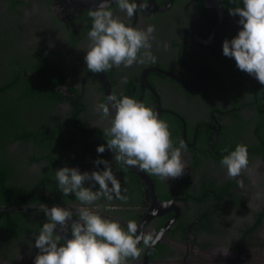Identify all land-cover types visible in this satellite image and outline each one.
Segmentation results:
<instances>
[{
	"label": "flooded vegetation",
	"instance_id": "flooded-vegetation-1",
	"mask_svg": "<svg viewBox=\"0 0 264 264\" xmlns=\"http://www.w3.org/2000/svg\"><path fill=\"white\" fill-rule=\"evenodd\" d=\"M218 2L0 0V82L16 67L40 86L39 50L62 93L22 104L25 134L2 140L7 180L41 200L0 233V264H264V0ZM111 39L102 70L126 122L96 75ZM61 125L58 152L39 147Z\"/></svg>",
	"mask_w": 264,
	"mask_h": 264
},
{
	"label": "trees",
	"instance_id": "trees-1",
	"mask_svg": "<svg viewBox=\"0 0 264 264\" xmlns=\"http://www.w3.org/2000/svg\"><path fill=\"white\" fill-rule=\"evenodd\" d=\"M38 55V62L40 64L35 62L36 64L34 63V67L30 68L29 71H33L34 69V72H38L39 75L37 76L40 81V86L37 80L27 71L22 74V71L16 69V67L15 69H11L7 76H2L1 79L4 81L0 82V122L6 126L0 125L1 127H5V134L0 138V205L5 206L3 209H0V227L7 226L4 232H0L1 234H10L9 227L11 223L13 226H16L18 222L25 223L30 220L33 216L25 211L26 208L24 209V206H26L25 204L36 203L40 199L39 192L36 191L37 182L28 185L32 187L31 189L22 183L7 180L9 177L17 178L18 174L16 167L12 164V160L3 153L2 140L5 137L4 135L23 136L25 134L23 130L19 129V124L21 123L18 119V114L23 108V105L32 102L36 103V100L39 99V104L48 105L49 107L54 102V99L62 94L57 88L50 86L51 83H57L59 81L57 76L55 77L51 72L45 70L44 64L47 61V54H41L38 50ZM45 87L48 90L46 92ZM11 91H15L14 94H17V96L14 97ZM43 109L47 108L43 107ZM65 136V129L61 125V127H57L50 132L48 128H43L42 131L35 134V141L39 143V147L42 149L48 147L54 141V149L58 152L60 143L64 141ZM55 156L57 155L55 154ZM10 205L17 206V209L11 211L7 208ZM27 208L35 209L36 207L30 206Z\"/></svg>",
	"mask_w": 264,
	"mask_h": 264
},
{
	"label": "water",
	"instance_id": "water-1",
	"mask_svg": "<svg viewBox=\"0 0 264 264\" xmlns=\"http://www.w3.org/2000/svg\"><path fill=\"white\" fill-rule=\"evenodd\" d=\"M64 1L67 4L71 5L72 7H76V8L100 9V8H103V7H106L108 5L115 3L117 0H64ZM212 2H214L215 5L217 4V6L219 7L218 0H206L207 4L212 3ZM111 41H113V39H111L107 43V45L103 49L102 54L96 60V65H97V69H98L96 75L99 76L101 78V80L103 81L104 88H105L106 101H107V104H108L110 111H112L120 119H123L126 122V119L120 117L116 108L113 106L109 84H108V81H107V79L103 73V70H102V66L104 63V55L106 54L107 47L111 43ZM156 117H157L156 113L151 116L150 120L147 122L146 129L154 123ZM127 127H128V125H127ZM131 143L132 142L129 141L127 143L126 147L130 146ZM127 163L134 171H136L138 174H140L149 184L151 183L150 182L151 179L139 167L130 163L128 160H127ZM168 203L169 202H159L156 204L152 203V205L147 208V212H146L147 216L146 217L152 216V214H154V212L157 208L158 209L156 210V212H158V210H160V209L167 207ZM4 207H5L4 205H0V209H3ZM168 207H169V205H168ZM9 208H14V207L11 205V206H9ZM61 235H63L65 238H68V239L71 238L70 236H66V234L65 235L61 234ZM87 241L90 242L91 244H94V245H99V246L113 245V246H118V247H121L124 249H129V248L133 247L135 244L134 243V244L128 245V244H124V243H121L118 241H112V240H102L101 241V240H88L87 239Z\"/></svg>",
	"mask_w": 264,
	"mask_h": 264
}]
</instances>
